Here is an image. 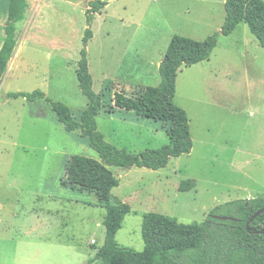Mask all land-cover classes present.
<instances>
[{
	"label": "rangeland",
	"instance_id": "374dc122",
	"mask_svg": "<svg viewBox=\"0 0 264 264\" xmlns=\"http://www.w3.org/2000/svg\"><path fill=\"white\" fill-rule=\"evenodd\" d=\"M12 1L0 0V264H103L90 259L91 245L104 241V209L93 193L62 184L71 155L100 161L98 153L66 132L44 99L8 93L41 89L78 117L88 99L76 68L90 27L88 65L103 101L98 130L132 153L157 149L169 143L161 122L108 112L114 91L158 85L154 62L171 36L202 40L217 31L225 0H101L90 23L93 0H16L13 16ZM174 102L189 117V153L158 170L109 166L119 180L113 199L131 208L115 238L136 251L144 248L145 212L200 223L216 205L264 195V48L244 21L218 36L208 60L179 68ZM185 179L195 185L180 191Z\"/></svg>",
	"mask_w": 264,
	"mask_h": 264
},
{
	"label": "trees",
	"instance_id": "16d2710c",
	"mask_svg": "<svg viewBox=\"0 0 264 264\" xmlns=\"http://www.w3.org/2000/svg\"><path fill=\"white\" fill-rule=\"evenodd\" d=\"M15 2H11L12 16L21 10L19 7L15 9ZM104 4L101 0L91 1L86 10L88 23L92 21V13L98 12ZM224 8L225 17L221 27L204 39L197 40L180 34L171 36L158 67V85L122 84L114 91L113 105L108 112L113 113L118 108L133 112L137 118L161 122L169 143L157 149L132 153L107 142L104 134L98 130L97 116L103 108V101L93 88V77L88 65L86 45L93 36L90 27L84 31L83 47L76 68L79 88L88 99L86 108L78 117L70 106L53 100L41 89L8 93L9 97H23L29 102L44 99L50 104L56 121L64 130L77 131L100 157L99 161L84 155H71L65 162L62 180L64 186L93 193L96 205L104 209V241L100 246L91 245L95 253L90 262L264 264V233L255 232L264 230V211L250 220L254 213L264 208V195L216 205L200 223L183 224L162 213L145 212L141 225L144 242L142 251L121 246L115 238L131 208L127 203L113 199L111 191L119 185V180L109 166L158 170L164 168L171 158L187 154L192 149L188 114L174 102L179 68L208 60L217 46L218 36L231 34L242 21L264 48V0H225ZM194 185L192 179H185L180 182L179 190L186 191Z\"/></svg>",
	"mask_w": 264,
	"mask_h": 264
},
{
	"label": "water",
	"instance_id": "95a60500",
	"mask_svg": "<svg viewBox=\"0 0 264 264\" xmlns=\"http://www.w3.org/2000/svg\"><path fill=\"white\" fill-rule=\"evenodd\" d=\"M263 211H264V208L260 209V210L257 211L256 213H254V214L251 216L250 220H252V219L255 218L256 216H258V215H259L261 212H263ZM247 225H248V223H247ZM255 232L264 233V230H259V231H255Z\"/></svg>",
	"mask_w": 264,
	"mask_h": 264
},
{
	"label": "crops",
	"instance_id": "0c3cea01",
	"mask_svg": "<svg viewBox=\"0 0 264 264\" xmlns=\"http://www.w3.org/2000/svg\"><path fill=\"white\" fill-rule=\"evenodd\" d=\"M233 31H234V30H233ZM229 35H230V34H229ZM163 55H164V54H163ZM163 55H162V57H163ZM162 57L159 58L157 61L154 62V66H155V67H157V68L159 67V64H160V62H161ZM137 84H138V83H137Z\"/></svg>",
	"mask_w": 264,
	"mask_h": 264
}]
</instances>
